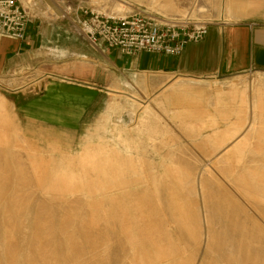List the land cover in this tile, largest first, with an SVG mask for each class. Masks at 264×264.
I'll return each mask as SVG.
<instances>
[{"label":"rangeland","instance_id":"rangeland-1","mask_svg":"<svg viewBox=\"0 0 264 264\" xmlns=\"http://www.w3.org/2000/svg\"><path fill=\"white\" fill-rule=\"evenodd\" d=\"M162 1L141 6L168 21L194 0ZM213 1L197 0L205 11L195 17L213 18ZM40 3L37 13L64 21L46 12L48 0ZM91 4L114 8L110 0ZM16 74L12 85L0 84V264H264V117H249V105L240 100L238 109L232 98L254 75L183 80L170 90L184 94L159 96L142 94L139 81L130 105L109 92L102 112H87L69 132L33 131L13 112ZM117 90L125 91L120 83ZM147 103L152 114L142 125ZM231 127L235 137L214 145ZM240 137L237 157L231 147Z\"/></svg>","mask_w":264,"mask_h":264},{"label":"crops","instance_id":"crops-1","mask_svg":"<svg viewBox=\"0 0 264 264\" xmlns=\"http://www.w3.org/2000/svg\"><path fill=\"white\" fill-rule=\"evenodd\" d=\"M19 2L29 10L30 18L23 40L0 36V84L12 85L13 76L19 73L15 80L20 84L10 89L14 94L10 103L13 112H20L33 131L42 126L77 131L87 112H102L100 106L109 92L123 95L130 105L126 96L136 95L139 81L142 94L159 96L171 91L184 94L178 86L170 90L183 80L254 75L244 87L232 89L238 109H245L240 104L245 95L264 93V0H214L216 6H210L213 18L201 20L207 24L206 35L199 42L187 44L178 56L147 52L130 56L101 43L91 45L76 36L67 22L37 13L42 8L40 0ZM146 3L148 0H132L130 5L143 8ZM130 10L126 13L135 9ZM23 73L29 75L24 77ZM119 83L125 91L117 90ZM166 100L170 101L169 97ZM216 104L221 117L228 116L221 112L226 105ZM115 107L116 103H110L103 111L104 118ZM150 109L147 103L142 125L152 114ZM249 110V117H264V108ZM206 123L215 125L217 120L209 117Z\"/></svg>","mask_w":264,"mask_h":264},{"label":"built area","instance_id":"built-area-1","mask_svg":"<svg viewBox=\"0 0 264 264\" xmlns=\"http://www.w3.org/2000/svg\"><path fill=\"white\" fill-rule=\"evenodd\" d=\"M51 1L63 12L54 17L66 21L76 36L123 55L147 52L178 56L187 44L199 42L207 32L206 23L166 21L143 8L118 16L94 6L92 0ZM29 18V10L19 0H0V36L23 40Z\"/></svg>","mask_w":264,"mask_h":264},{"label":"bare ground","instance_id":"bare-ground-1","mask_svg":"<svg viewBox=\"0 0 264 264\" xmlns=\"http://www.w3.org/2000/svg\"><path fill=\"white\" fill-rule=\"evenodd\" d=\"M110 1L113 2V7H114L112 10H109L110 13L115 14V15H118V16H122L125 12L129 11L130 8H132V6L130 5V3H131L132 0H110ZM29 2H30V0H29ZM162 3H163L162 0H148V3H146L145 5H150L151 7H156V6L162 7ZM164 3L166 5H171V6H173L175 4L174 3V0H164ZM196 4H197V0H194L191 3V5H190L189 8L183 9L182 11H180V13H178V14H181L179 16V18H170V17H167V19H169L168 21H172V22H186L188 20L191 21V19H192L196 23H201V20L199 18L195 17V15H196V12L197 11L198 12H204L205 9L202 8V7L196 9V6H197ZM46 6H47V4H46ZM46 12L52 14L53 16H57V17L60 16V15H62V13H63L59 8H56L53 5V3H52L51 0H48V9H46ZM157 13L160 14L161 12L160 13L157 12ZM44 14H45V12H44ZM233 98L234 99H237V95H233ZM241 102H242V104L245 107H246V105H249V107L252 108V109H260V108L263 109L264 108V93H260L258 91H255L254 94L252 93L250 99L248 98L247 95H245L244 98L241 99ZM3 104H4V100L0 97V105H3ZM254 120H255V118H252V120L248 124L250 130H252V129L255 128ZM263 131H264V122H263V124H259V126H258V133L260 134ZM237 133H238V129L237 128L231 127L230 129H225V132L222 131L221 133L216 134V135H218L219 139H218L217 142H214V143H216L214 145H217V146H221L222 147L224 144H226L227 142L231 141L235 137V135ZM216 135H214V136L216 137ZM245 142H246V139H242V137H240L234 143V146L231 147L237 157H239V155L241 154L242 150L245 148ZM137 161L131 162V163H134L133 165H136V166H133L136 169L139 168L138 164H136Z\"/></svg>","mask_w":264,"mask_h":264}]
</instances>
